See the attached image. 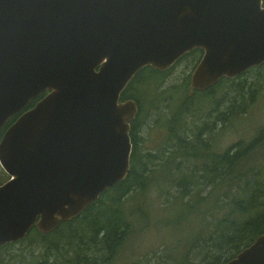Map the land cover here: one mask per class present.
Masks as SVG:
<instances>
[{
	"label": "water",
	"instance_id": "1",
	"mask_svg": "<svg viewBox=\"0 0 264 264\" xmlns=\"http://www.w3.org/2000/svg\"><path fill=\"white\" fill-rule=\"evenodd\" d=\"M196 49L197 91L264 63V0H0V129L18 115L0 141V248L126 178L140 108L123 91ZM224 264H264V233Z\"/></svg>",
	"mask_w": 264,
	"mask_h": 264
},
{
	"label": "trees",
	"instance_id": "2",
	"mask_svg": "<svg viewBox=\"0 0 264 264\" xmlns=\"http://www.w3.org/2000/svg\"><path fill=\"white\" fill-rule=\"evenodd\" d=\"M202 54L193 50L167 71L147 66L136 73L121 95V100L135 99L140 108L130 131V173L80 216L62 222L54 231L42 233L34 226L24 239L2 246L0 264H120V250L135 231L129 198L148 192L159 170L166 171L170 184L181 188L174 200L192 207L194 216L203 223L187 250L167 264H224L264 233V125L248 142L240 140L222 152L214 150L208 138L213 113L219 121H230L255 103L264 87L263 75L249 84L246 75L260 73L264 63L233 79L224 78L206 91H197L190 81L161 88L178 63L193 56L197 65ZM227 85L235 86L238 97L229 100L226 110H219L221 101L213 95ZM245 85H250L249 89ZM171 89L179 98L178 104L169 116L163 114L155 122L167 131L166 138L155 150L143 151L140 143L144 138L139 133L147 121L146 107L158 111V101ZM44 95L31 100L26 109ZM149 98L153 99L150 105ZM17 117L0 129V141ZM254 155L260 157L251 162ZM8 179L0 165V185ZM186 196L190 200L183 201Z\"/></svg>",
	"mask_w": 264,
	"mask_h": 264
},
{
	"label": "rangeland",
	"instance_id": "3",
	"mask_svg": "<svg viewBox=\"0 0 264 264\" xmlns=\"http://www.w3.org/2000/svg\"><path fill=\"white\" fill-rule=\"evenodd\" d=\"M195 60L196 58L191 56L178 63L166 75L161 88L189 82V76L196 65ZM261 74L263 75L261 82L264 84V70L260 73L253 71L247 74V84L257 80ZM249 86L245 85V88L249 89ZM171 90L166 92L168 96L165 99L158 101V111L152 110L151 106L146 107L147 121L139 133L140 137L144 138V141L140 143L143 151L155 150L166 138L167 131L156 126L155 122L163 114L169 116L176 103L178 104L179 98L175 90ZM235 96L238 97V94L235 86L232 85L216 89L213 95L215 100L221 101L219 110H226L229 100L234 99ZM151 101L153 99L149 98V105ZM216 114V112L213 113L210 119V122L214 124L211 135L208 136L214 150L222 152L240 140L248 142L257 133L259 127L264 125V87L255 103L242 115L235 116L230 121H219ZM164 122L163 120L162 125ZM258 157L260 156L254 155L251 162L258 161ZM156 175L148 192L136 198H129L128 207L135 220V231L120 250V264H167V261L172 262L179 258L184 250H187L194 235L203 225L202 221L194 216L192 207L182 204L179 200H174L175 196L180 195L181 188L169 183L166 171L159 170ZM188 200L190 196L183 198V201ZM186 213L188 217H185Z\"/></svg>",
	"mask_w": 264,
	"mask_h": 264
},
{
	"label": "flooded vegetation",
	"instance_id": "4",
	"mask_svg": "<svg viewBox=\"0 0 264 264\" xmlns=\"http://www.w3.org/2000/svg\"><path fill=\"white\" fill-rule=\"evenodd\" d=\"M40 100V99H39Z\"/></svg>",
	"mask_w": 264,
	"mask_h": 264
}]
</instances>
